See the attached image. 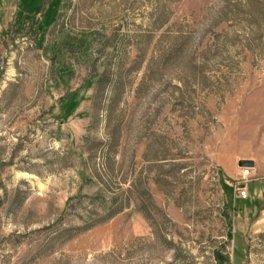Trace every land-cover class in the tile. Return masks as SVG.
<instances>
[{"label": "rangeland", "instance_id": "374dc122", "mask_svg": "<svg viewBox=\"0 0 264 264\" xmlns=\"http://www.w3.org/2000/svg\"><path fill=\"white\" fill-rule=\"evenodd\" d=\"M0 264H264V0H0Z\"/></svg>", "mask_w": 264, "mask_h": 264}, {"label": "built area", "instance_id": "2783aa9c", "mask_svg": "<svg viewBox=\"0 0 264 264\" xmlns=\"http://www.w3.org/2000/svg\"><path fill=\"white\" fill-rule=\"evenodd\" d=\"M251 167L250 166H242L241 167V174H239V177L241 176V178L243 177H247L250 173ZM239 181V180H238ZM237 181V182H238ZM237 192L239 194L240 197L242 198H246L248 196V189L245 185H239V187L237 188Z\"/></svg>", "mask_w": 264, "mask_h": 264}, {"label": "water", "instance_id": "95a60500", "mask_svg": "<svg viewBox=\"0 0 264 264\" xmlns=\"http://www.w3.org/2000/svg\"><path fill=\"white\" fill-rule=\"evenodd\" d=\"M254 163H253V161L252 160H241L240 162H239V165H241V166H248V165H253Z\"/></svg>", "mask_w": 264, "mask_h": 264}, {"label": "crops", "instance_id": "0c3cea01", "mask_svg": "<svg viewBox=\"0 0 264 264\" xmlns=\"http://www.w3.org/2000/svg\"><path fill=\"white\" fill-rule=\"evenodd\" d=\"M241 249H242V251H243V253H244V257H245V259L248 257V254H247V248H246V246H245V244H244V242H243V240H241Z\"/></svg>", "mask_w": 264, "mask_h": 264}]
</instances>
